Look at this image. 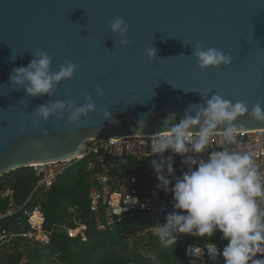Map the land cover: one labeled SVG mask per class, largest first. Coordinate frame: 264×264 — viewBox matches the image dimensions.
<instances>
[{"label": "water", "instance_id": "water-1", "mask_svg": "<svg viewBox=\"0 0 264 264\" xmlns=\"http://www.w3.org/2000/svg\"><path fill=\"white\" fill-rule=\"evenodd\" d=\"M114 17L129 25L127 47L109 29ZM196 43L223 50L232 65L200 68L191 56ZM37 51L52 58L53 72L69 61L78 66L51 96L29 97L10 80ZM205 89L209 98L241 101L250 110L264 105V0H0V177L84 158L90 138L169 132L166 118L175 113L170 122L178 124L190 105L204 104ZM86 94L96 111L78 124L66 123V111L63 121L34 125L39 105L68 99L82 105ZM234 123L237 131L264 129L249 114Z\"/></svg>", "mask_w": 264, "mask_h": 264}, {"label": "clouds", "instance_id": "clouds-1", "mask_svg": "<svg viewBox=\"0 0 264 264\" xmlns=\"http://www.w3.org/2000/svg\"><path fill=\"white\" fill-rule=\"evenodd\" d=\"M109 29L122 38L121 45H129V25L124 18L114 17ZM191 46V56L202 69L233 63L221 49L205 48L201 43ZM33 54L35 58L27 66L13 68L10 76L12 84L24 89L27 96H51L60 82L74 77L76 64L69 61L53 72V60L47 52ZM147 54L149 59H156L154 47ZM199 92L204 104L190 105L178 124L171 123L176 114H170L165 121L169 134L159 137L151 147L152 155L159 156L151 161L159 181L157 188L173 196V212L164 223L156 224L159 242L165 248L175 247L181 234L211 238L220 232L227 244L221 251L214 242H208L207 253L212 259L222 257L224 264H264V174L245 151L224 148L206 157L201 155L218 128L223 129V143H237L234 122L245 114L264 121V105L258 101L250 110L244 102L233 104L217 94L209 98L206 89ZM96 93L103 95V90L97 87ZM85 99L82 105L74 99L41 104L34 112L33 123L40 127L41 120L47 122L53 117L63 121L67 111L66 123L76 125L81 117L96 111L92 95L86 94ZM104 116L109 118L110 112L104 111ZM197 127L199 131L194 132ZM169 151L182 157L187 170L181 176H175L174 155H164Z\"/></svg>", "mask_w": 264, "mask_h": 264}, {"label": "trees", "instance_id": "trees-1", "mask_svg": "<svg viewBox=\"0 0 264 264\" xmlns=\"http://www.w3.org/2000/svg\"><path fill=\"white\" fill-rule=\"evenodd\" d=\"M98 160L97 155H89L60 175L53 186L43 185L36 190L32 204L42 205L44 229L50 233V241L43 244L33 238H13L0 247V264H188L189 244L214 242L221 251L227 244L220 232L211 238L181 234L175 247L165 248L159 242L156 224L164 223L169 213L160 216L131 212L120 224L98 229L97 218L90 210L97 182L94 172L88 169L90 162ZM39 178L33 167L0 177V213L23 205ZM82 222L87 224V240L70 237L67 228ZM2 223L10 229L30 228L21 212L2 219Z\"/></svg>", "mask_w": 264, "mask_h": 264}, {"label": "built area", "instance_id": "built-area-1", "mask_svg": "<svg viewBox=\"0 0 264 264\" xmlns=\"http://www.w3.org/2000/svg\"><path fill=\"white\" fill-rule=\"evenodd\" d=\"M168 134L169 132L158 135L127 136L119 140L109 136H98L87 140V156L94 154L99 157L97 162H90L88 166V169L94 172L97 182V188L92 193L90 210L97 218L98 229L105 230L108 226L120 224L131 212L162 216L173 211V196L157 188L159 181L151 167V161L159 159L158 155H152V144L159 137ZM222 139L223 132H216L209 147L201 155L206 157L208 153L224 148L245 151L252 155L260 172L264 174V129L237 131L235 144H225ZM164 155L167 157L174 154L169 151ZM81 159L83 158L33 166L36 175L40 177L35 189L23 205L5 214L0 213V247L19 236L33 238L43 244L49 243L50 233L44 229L46 217L42 205L32 204L34 194L40 186H53L60 175ZM174 160L175 176H181L187 168L181 163L180 155H174ZM20 212L27 219L30 227L28 230L12 227L10 229L2 223V219ZM101 216L104 220L100 218ZM86 231L87 224L83 222L76 227L67 228L70 237L79 236L82 240H87ZM217 247L220 249L218 245ZM186 256L188 264L223 263L222 257L212 259L208 255L207 245L189 244L186 248Z\"/></svg>", "mask_w": 264, "mask_h": 264}]
</instances>
